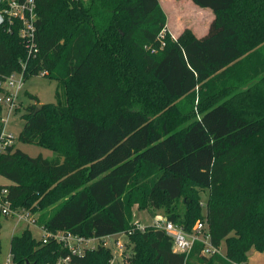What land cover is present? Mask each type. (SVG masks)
<instances>
[{
  "label": "trees",
  "instance_id": "16d2710c",
  "mask_svg": "<svg viewBox=\"0 0 264 264\" xmlns=\"http://www.w3.org/2000/svg\"><path fill=\"white\" fill-rule=\"evenodd\" d=\"M191 1L212 12L201 37L165 32L160 0H35L30 54L18 24L4 20L0 85L22 71L57 83L56 102L37 112L28 94L34 104L16 137L57 157L14 145L0 154L9 181L0 191L12 209L39 214L48 232L131 231L123 264H244L251 249L264 251V0ZM133 207L161 209L186 232L204 222L224 255L203 256L199 242L187 257L172 252L164 231L135 229ZM9 253L14 264H110L112 256L101 245L72 255L29 229L11 238Z\"/></svg>",
  "mask_w": 264,
  "mask_h": 264
},
{
  "label": "built area",
  "instance_id": "2783aa9c",
  "mask_svg": "<svg viewBox=\"0 0 264 264\" xmlns=\"http://www.w3.org/2000/svg\"><path fill=\"white\" fill-rule=\"evenodd\" d=\"M72 2L86 1V0H71ZM3 16V22L6 19L8 25L18 24V35L22 38L28 47L29 54L34 49V36L36 32V3L35 0H4V7L1 11ZM46 72H40L38 75L44 76ZM24 75L22 72H16L8 76L1 83V87L4 92L0 94V123L2 129L0 132V154L6 151L7 147L14 145V138L11 135L4 133L5 124L9 118V115L17 107L18 94L23 86ZM7 190L0 191V216L15 215L18 220H25L29 224H35V221L27 215L25 210L12 209L9 201L6 199ZM134 227L137 230L143 231L147 227H152L155 230H162L170 238L172 243V252L178 254H184L186 257L191 252L195 242L202 244L201 254L205 257L213 255H221L218 246H214L210 241V235L206 228V225L202 221H198L194 224L191 232L184 231L180 226L168 221L166 218L156 216L153 218L149 225H143L139 222H134ZM41 230V242L43 244L53 240L60 244L63 248L67 249L72 255H82L84 250L96 248L98 245L108 248L111 251L110 264H115L116 259L123 253V242L119 236L128 237L131 234L119 233L114 235H107L103 237H89L74 235L70 232L57 231L48 232L44 229ZM95 243V244H94ZM68 258L61 259L57 264H67ZM0 264H14L10 253L0 262Z\"/></svg>",
  "mask_w": 264,
  "mask_h": 264
},
{
  "label": "rangeland",
  "instance_id": "374dc122",
  "mask_svg": "<svg viewBox=\"0 0 264 264\" xmlns=\"http://www.w3.org/2000/svg\"><path fill=\"white\" fill-rule=\"evenodd\" d=\"M160 6L166 16L165 32L169 33L173 39L178 37L186 30H190L194 36H201L209 23L212 12L203 7L195 5L191 0H160ZM57 83L41 75H33L24 79L23 86L18 94L17 107L9 115L5 124L4 133L11 135L14 138V146L27 154L30 157L40 155L44 159L52 160L57 157V154L51 150L40 147L35 144L21 143L16 141L18 133L24 125L22 115L26 112L27 106L34 104V101L28 97V94L38 98L39 104H53L56 102L55 90ZM62 94V89H60ZM9 181L0 176V185H8ZM208 191L200 192L202 203V213H205V203L207 201ZM58 204H56L57 206ZM47 209L46 218L52 213L53 209ZM30 216L33 220L38 218L39 214L31 215L28 212L23 213ZM156 216L164 217V212L161 209L154 210V215L148 210H139L133 207V221L143 225H149ZM165 218V217H164ZM38 222L29 224L25 220H18L17 216H0V262L9 254L10 240L13 236H19L24 229H29L31 235L36 238H41V230ZM123 242L122 257H118L115 264H123V259L130 255V247H126L127 238L119 236ZM95 244V243H94ZM220 253L224 254L225 246L222 243L219 246ZM244 264H264V251L258 252L251 249L248 252V258Z\"/></svg>",
  "mask_w": 264,
  "mask_h": 264
},
{
  "label": "water",
  "instance_id": "95a60500",
  "mask_svg": "<svg viewBox=\"0 0 264 264\" xmlns=\"http://www.w3.org/2000/svg\"><path fill=\"white\" fill-rule=\"evenodd\" d=\"M1 2H2V0H0V3H1ZM2 23H3V16H2V14H1V12H0V26L2 25ZM41 106H42V104H37V105H36V111H35V112L39 111L40 108H41Z\"/></svg>",
  "mask_w": 264,
  "mask_h": 264
},
{
  "label": "crops",
  "instance_id": "0c3cea01",
  "mask_svg": "<svg viewBox=\"0 0 264 264\" xmlns=\"http://www.w3.org/2000/svg\"><path fill=\"white\" fill-rule=\"evenodd\" d=\"M212 14L210 15V20H209V23H210V21L212 20ZM209 23H208V25L206 26V28H205V30L201 33L202 35L201 36H203L206 32H207V29H208V26H209ZM201 36H197V37H201ZM36 239V238H35ZM37 240H39V239H37Z\"/></svg>",
  "mask_w": 264,
  "mask_h": 264
}]
</instances>
